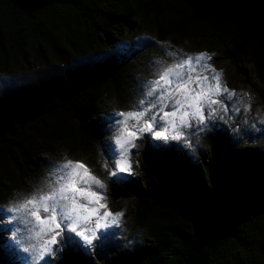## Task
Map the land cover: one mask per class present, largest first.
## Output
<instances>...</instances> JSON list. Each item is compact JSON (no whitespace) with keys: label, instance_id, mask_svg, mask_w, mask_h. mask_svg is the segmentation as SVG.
Wrapping results in <instances>:
<instances>
[{"label":"trees","instance_id":"obj_1","mask_svg":"<svg viewBox=\"0 0 264 264\" xmlns=\"http://www.w3.org/2000/svg\"><path fill=\"white\" fill-rule=\"evenodd\" d=\"M135 22L161 41L215 40L232 65L252 63L264 86V0H0V69L42 49L59 62L89 55ZM122 70L81 85L56 72L14 85L29 103L0 116V194L10 167H31L41 147L76 145L80 131L93 147L95 105ZM182 161L169 151L144 165L161 194L131 196L136 224L153 242L135 264H252L264 247V164L245 170L222 152L194 179Z\"/></svg>","mask_w":264,"mask_h":264},{"label":"rangeland","instance_id":"obj_2","mask_svg":"<svg viewBox=\"0 0 264 264\" xmlns=\"http://www.w3.org/2000/svg\"><path fill=\"white\" fill-rule=\"evenodd\" d=\"M107 43L109 48H100L89 55L76 56L69 52L61 62L42 49L40 55L30 57L29 62L11 63L0 69L1 116L17 113L29 103L27 96L22 98L14 89L23 77L27 78L26 81H38L40 78L50 81L56 72L81 85L94 77L106 75L114 67L123 68L114 86L95 105L88 131L93 140L91 149L82 142L80 131L75 138L76 145L57 142L51 148L41 147L31 167L22 168V171L13 169L16 166L10 167V179L4 183L0 194V212L5 211L8 215L7 219L0 217V226L5 225L0 230V247L4 248L0 264H13L10 253L22 259L23 264H135L153 242L148 229L136 224L137 200L131 196L135 193L141 196L161 194L144 165L154 163L156 157L173 151L183 160L182 163L185 162L186 173L195 179L196 174H202L205 166L222 152L230 153L231 161L245 170L254 171L264 164V86L257 79L252 63L246 61L240 66L232 65L224 59L223 48L208 37L181 42L161 41L150 28L142 27L138 22L130 28L111 31ZM200 52L209 54L211 59L203 63H210L220 71L222 82L228 89H235L236 96L223 93V104L213 106L215 113H210L206 107L207 127L199 125L195 118H191V126L180 125L178 118L176 127L157 121L159 126L141 132L134 146L129 147L126 156L122 157V150L115 140L117 122L122 118L115 113L150 104L157 105V115H162L161 108L171 111L173 99L167 92L163 97L159 93L148 95L150 82L165 67L181 61L185 54L194 56ZM207 74L211 78V70ZM161 98L163 104H160ZM140 101L144 104L141 105ZM140 125L143 126V121ZM157 131H165V135L157 136ZM65 157L84 161L95 175L105 181L104 196L108 208L122 215L112 217L115 222L110 221L99 229L97 240L92 242L74 233L69 238V230L65 229L66 234L60 239L67 241V245H53L52 253L39 257L41 240L35 234L34 222H30L23 213L12 212L11 207L34 191L46 190L48 181L55 179L53 174ZM124 159L131 171L118 172L121 179L112 183L109 173L114 170L113 164ZM70 240H76L82 256L80 261L69 246ZM252 264H264V247Z\"/></svg>","mask_w":264,"mask_h":264},{"label":"snow or ice","instance_id":"obj_3","mask_svg":"<svg viewBox=\"0 0 264 264\" xmlns=\"http://www.w3.org/2000/svg\"><path fill=\"white\" fill-rule=\"evenodd\" d=\"M211 57L205 52L193 55L185 54L181 61L168 65L156 74V79L150 82L148 95L167 92L173 99L171 111L161 108L162 115L155 114L156 104L134 110H120L115 115L122 119L117 122L116 143L121 148L120 155L126 156L128 148L134 146V141L141 132L158 127L157 121L170 123L176 127V118L180 125L191 126V118L199 125L205 124V109L215 113L213 107L223 104L222 94L236 96L235 89H228L222 82L220 71L212 64H204ZM212 76L209 78L208 71ZM242 95H249L243 93ZM143 105L144 101H140ZM163 104V98L160 99ZM167 107V106H165ZM225 107H227L225 105ZM143 121V126L140 125ZM157 136H164L165 131H157ZM183 135V133H180ZM109 173L112 183L121 179L118 172H130L126 159L113 164ZM54 180L48 181L46 190L34 191L11 207L14 213H23L30 222H34L35 234L41 240L39 257L54 251L53 245L65 243L61 236L71 238L74 233L85 241L97 240V231L115 222L112 217H119L120 212H112L107 205L104 191L106 183L95 175L92 169L82 160L65 157L55 173Z\"/></svg>","mask_w":264,"mask_h":264},{"label":"bare ground","instance_id":"obj_4","mask_svg":"<svg viewBox=\"0 0 264 264\" xmlns=\"http://www.w3.org/2000/svg\"><path fill=\"white\" fill-rule=\"evenodd\" d=\"M0 217L2 218V219H7L8 218V215L6 214V212L5 211H1L0 212ZM5 225H3L2 227H4ZM1 226H0V230H3V228H2ZM7 229V228H6ZM0 235H1V233H0ZM5 246V245H4ZM69 246H70V248L72 247L73 248V252L75 253V255L79 258V261L81 260V258H82V256L80 255V252H79V250H78V245H77V243H76V240H73V241H71L70 240V244H69ZM3 252H4V248H1L0 247V255H2L3 254ZM10 256H9V258H10V261L11 262H13V264H21V262H22V264H23V260L22 259H19V258H16L15 256H13V254H9ZM1 257V256H0ZM48 261H50V260H48ZM45 264H47V263H45Z\"/></svg>","mask_w":264,"mask_h":264}]
</instances>
